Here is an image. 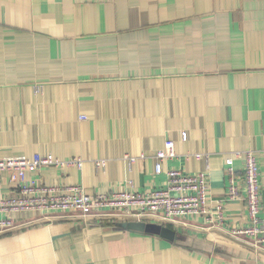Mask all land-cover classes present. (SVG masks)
Wrapping results in <instances>:
<instances>
[{"label":"crops","instance_id":"crops-1","mask_svg":"<svg viewBox=\"0 0 264 264\" xmlns=\"http://www.w3.org/2000/svg\"><path fill=\"white\" fill-rule=\"evenodd\" d=\"M0 121V159H84L28 173L44 183L143 191L163 188L171 168L207 170L209 205L224 204L222 222L170 223L175 240L14 212L23 225L0 234V264H264V248L226 231L248 218L225 170L233 152H256L264 222V0H0ZM169 139L177 155L157 172ZM18 193L0 170V197Z\"/></svg>","mask_w":264,"mask_h":264},{"label":"built area","instance_id":"built-area-1","mask_svg":"<svg viewBox=\"0 0 264 264\" xmlns=\"http://www.w3.org/2000/svg\"><path fill=\"white\" fill-rule=\"evenodd\" d=\"M40 89V85L37 86ZM84 118V116H82ZM1 128V121H0ZM184 138L187 134L183 133ZM177 155L175 141L167 140L165 148L156 152V171L163 170L162 159ZM201 156L203 153H196ZM243 160L241 173L234 167V158ZM129 167L136 156L127 155ZM107 159H97L98 167H105ZM227 196L230 199L240 198L245 201L247 224L232 226L226 231L264 248V222L262 211V184L259 161L253 149L237 150L226 158ZM84 159L75 156L62 159L52 153H36L32 157L26 155L6 156L0 159V170H8L10 180L17 184L18 194L0 197V234L11 232L23 224H18L12 213L35 210L42 214L57 212L61 216L69 215L79 218H103L117 223L124 220H146L162 224L176 223L183 217L203 216L208 222L224 219V204L218 201L214 206L210 203V186L207 170L187 172L183 169L167 170V183L163 188L139 191L123 189L109 192L88 193L82 184H47L34 174L42 166L82 167ZM134 185L132 179L128 180ZM39 219L46 218V216Z\"/></svg>","mask_w":264,"mask_h":264},{"label":"water","instance_id":"water-1","mask_svg":"<svg viewBox=\"0 0 264 264\" xmlns=\"http://www.w3.org/2000/svg\"><path fill=\"white\" fill-rule=\"evenodd\" d=\"M118 225L121 228L131 231L157 234L169 240H175V238L178 237L177 230L158 222H148L146 220H124L118 222Z\"/></svg>","mask_w":264,"mask_h":264},{"label":"rangeland","instance_id":"rangeland-1","mask_svg":"<svg viewBox=\"0 0 264 264\" xmlns=\"http://www.w3.org/2000/svg\"><path fill=\"white\" fill-rule=\"evenodd\" d=\"M40 214H42V213H40ZM166 225L170 226V223H167ZM170 227H171V226H170Z\"/></svg>","mask_w":264,"mask_h":264}]
</instances>
